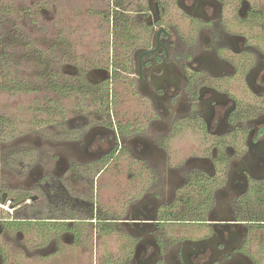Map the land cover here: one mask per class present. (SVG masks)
Masks as SVG:
<instances>
[{
  "label": "flooded vegetation",
  "instance_id": "flooded-vegetation-1",
  "mask_svg": "<svg viewBox=\"0 0 264 264\" xmlns=\"http://www.w3.org/2000/svg\"><path fill=\"white\" fill-rule=\"evenodd\" d=\"M106 5L104 19L113 32L117 27V47L124 52L105 53L84 74L101 99L90 118L83 116L86 131L74 127L50 152L31 147L0 161L20 173L9 181L0 172L1 182L26 191L13 196L0 187V207L8 203L15 214L28 208L25 216L0 219L6 244H0V264L4 249L19 252L20 246L32 259L62 258L65 244L58 239L18 245L24 230L31 236L57 233L70 242V259L90 235L127 236L130 249L102 264H264V0ZM12 7V0L0 2V21L2 8ZM8 37L0 26V83L7 76L13 82L2 59L8 57L12 67L18 60L17 35ZM2 38L10 41V54ZM132 38L135 45L125 48ZM112 80L126 83L141 100L139 115L118 117ZM186 134L200 140L183 151L176 142ZM108 172L117 175V188L122 185L112 195L117 209L99 210L97 184L105 180L102 188L111 192ZM179 223L202 235L175 242L158 236L165 225Z\"/></svg>",
  "mask_w": 264,
  "mask_h": 264
},
{
  "label": "rangeland",
  "instance_id": "rangeland-1",
  "mask_svg": "<svg viewBox=\"0 0 264 264\" xmlns=\"http://www.w3.org/2000/svg\"><path fill=\"white\" fill-rule=\"evenodd\" d=\"M0 2L3 3L5 0ZM12 5V8H2L4 12H1L0 26L4 35L9 37L12 34L17 35V65L12 67L8 57L2 60L5 69L8 72L13 71L14 81H23L25 88H13L12 92H9L10 76H7V82H3L8 86H2L3 91L0 93V150H3L0 161L3 154L15 153L17 150L22 152L31 147L36 150L44 148L50 152L51 149L59 147L61 140L69 137L68 134L74 127L80 126L79 134L85 132L83 116L90 118L92 114L90 111L99 107L98 103L101 99L97 93L92 94L94 89L90 85L94 83L89 82L84 74L89 70L91 62L103 59L105 53L110 52L109 54L112 55L114 52H119L121 55L124 52L122 48L117 47L119 44L117 27L113 32V28L109 29V24H106L104 19L103 15L110 11L106 0H12ZM27 6L28 8H24ZM109 30L110 40L107 38ZM3 40L5 42L2 43V47L8 49L4 50V53L10 54L11 47L8 45L10 41L7 38ZM131 43H125L127 44L125 48L128 45L132 48L135 43ZM13 53H15L14 50ZM75 71L81 73H75ZM3 77L0 74V79ZM110 85L112 107L118 113V117L137 116L142 110L140 108L142 103L140 99L133 97L128 85L117 80H112ZM80 87H83V90ZM140 96L142 97L141 94ZM81 111L83 115H80ZM187 134L183 136L184 139L175 143L183 151L190 150L200 140L196 136L192 140ZM17 159L20 164L21 157L14 159L15 164ZM0 170L10 179L9 181L15 179L14 175H20L12 169L8 170L1 162ZM21 170L18 169L19 172ZM106 178H109L107 183L111 185V188L108 186L111 192L103 190L105 180L98 181L99 188L95 196L98 202L97 208L114 210L117 209L115 207L117 200L112 198V195L117 196L122 185L117 188L116 183L119 180L115 174L108 172ZM130 185L134 186L135 183L131 181ZM0 187L9 195L26 194L22 188L6 187L1 179ZM179 211L175 209L173 212L179 213ZM27 213V207L19 209L16 214L14 208L8 203L0 207V219L22 217ZM177 225H165V233L157 232L158 236H166V239L175 242L181 236L197 238L202 235L199 229L186 228L180 223ZM49 231H45L47 234L45 237L42 232H34V236H31V233L24 230L25 235L22 238L16 237V242L18 245L26 246L45 245L51 239H58V243L65 244H63L65 252L62 258L55 259L51 255L50 258L32 259L20 246L19 252L10 248L4 249L6 252L3 264H10V261H17V264H29L32 260H34L33 264H46L48 261H51L50 264H102L107 256L115 259L125 254L131 247L128 237L120 232L106 236L105 240L95 234L93 238L89 236L86 248L79 249L75 253L76 258L70 259L68 253L71 250L70 242H67L68 240L64 242L60 235L57 237V233ZM0 244L6 245L3 237H0Z\"/></svg>",
  "mask_w": 264,
  "mask_h": 264
},
{
  "label": "trees",
  "instance_id": "trees-1",
  "mask_svg": "<svg viewBox=\"0 0 264 264\" xmlns=\"http://www.w3.org/2000/svg\"><path fill=\"white\" fill-rule=\"evenodd\" d=\"M106 21H108V18L106 17ZM127 41V40H126ZM135 42L136 40H133V38L132 39H130V44H132L131 42ZM4 60V59H3ZM12 77V76H11ZM10 85H9V88H11V89H13V87L14 88H19V87H21V88H25V84L24 83H22L23 81H20V82H15L14 81V79H13V82L11 81V79H10ZM0 85H2V86H4V87H7L8 86V84H3V82H1L0 83ZM13 85V87H11Z\"/></svg>",
  "mask_w": 264,
  "mask_h": 264
},
{
  "label": "built area",
  "instance_id": "built-area-1",
  "mask_svg": "<svg viewBox=\"0 0 264 264\" xmlns=\"http://www.w3.org/2000/svg\"><path fill=\"white\" fill-rule=\"evenodd\" d=\"M4 204H2L1 206H3Z\"/></svg>",
  "mask_w": 264,
  "mask_h": 264
}]
</instances>
